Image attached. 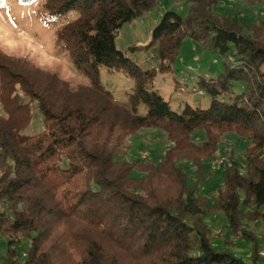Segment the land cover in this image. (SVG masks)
I'll use <instances>...</instances> for the list:
<instances>
[{
  "label": "trees",
  "instance_id": "16d2710c",
  "mask_svg": "<svg viewBox=\"0 0 264 264\" xmlns=\"http://www.w3.org/2000/svg\"><path fill=\"white\" fill-rule=\"evenodd\" d=\"M183 1L168 0L179 6ZM159 2L48 1L50 17H71L58 31L57 43L90 85L56 91L28 72L26 80H6L0 68V264L264 262L259 242L243 225L264 220V21L215 13L218 0H185V9L166 10L144 47L158 64L176 65L186 38L222 58V72L199 75L193 89L209 97V106L183 101L176 109L155 87V70L116 45L122 27ZM102 67L134 79L127 104L102 84ZM17 84L39 101L45 121L39 132L26 131L30 103H15ZM144 128H161L173 146L159 162L122 160L124 136ZM199 129L206 131L208 144H218L227 132L249 142L244 165L232 158L226 169L216 207L227 219V235L252 243L250 255L234 252L227 241L212 242L205 219L210 204L181 164L191 160L203 182L205 158L178 146ZM163 176L173 177L177 186L167 197L152 188ZM24 240L29 242L25 252L19 248Z\"/></svg>",
  "mask_w": 264,
  "mask_h": 264
},
{
  "label": "rangeland",
  "instance_id": "374dc122",
  "mask_svg": "<svg viewBox=\"0 0 264 264\" xmlns=\"http://www.w3.org/2000/svg\"><path fill=\"white\" fill-rule=\"evenodd\" d=\"M48 1L0 0V68L5 79H22V77L25 79L24 74L28 72L30 77L42 81L45 87L53 85L56 91H59L61 86L76 90L81 86L90 85L89 78L75 67L69 52L63 50L57 43L58 31L71 17H50L47 10ZM257 1L262 2L263 0H218L214 10L219 14L238 12L241 16L254 19L257 23L264 21V5ZM184 3L185 0L179 6L178 3L160 0L152 10L122 27L116 38V45L119 49L128 51L131 57L138 60L144 68L155 70L154 85L171 101L174 108L177 109L183 101L207 108L210 104L209 97L201 96L193 89L199 75L216 76L222 72V58L219 55L202 50L195 44V41L186 38L176 65L168 68L166 63L163 68L161 64H158L154 52L144 50V47L151 42L152 29L160 22L164 12L173 8L181 11L185 9ZM53 74L57 78L56 81L50 77ZM100 80L113 93L116 100L128 103L129 94L135 84L134 79L122 71L102 67ZM177 85H182L185 90L176 89ZM26 87L29 88L28 85ZM14 89H16L15 103L17 100L30 103L27 110L31 123L26 131L28 133L41 131L45 121L39 109V101L26 95L21 84L15 85ZM141 112H145L143 107ZM207 139L206 131L199 129L194 131L190 140L178 144L182 149L181 152L194 150L205 158L204 161L208 167L205 181L200 182L195 165L191 160H182L181 164L187 168L190 184L195 185L198 193L210 204L205 219L211 228L212 242L218 244L227 241L229 242L227 243L228 248L234 252L250 255L252 243L238 235L228 236L227 219L224 213L216 207L219 185H223L225 171L229 167L224 166L220 170L213 171L210 164L213 159L223 157L229 162H232V158L239 159L244 165L243 156L249 142L232 132L223 134L218 144H208ZM124 141L125 147L120 158L127 162L141 157L159 162L163 159L166 150L173 146V142L161 128L140 129L133 135L124 136ZM215 147L217 150L214 149ZM208 154L212 156L210 159L206 158ZM152 188L161 197L170 196L177 190L176 183L171 176H163L156 180ZM243 225L254 239H257L260 245L259 250H262L264 248V220L247 221ZM28 245L29 242L24 240L19 246L20 251L25 252ZM3 251L4 239L0 237V253L2 254Z\"/></svg>",
  "mask_w": 264,
  "mask_h": 264
},
{
  "label": "built area",
  "instance_id": "2783aa9c",
  "mask_svg": "<svg viewBox=\"0 0 264 264\" xmlns=\"http://www.w3.org/2000/svg\"><path fill=\"white\" fill-rule=\"evenodd\" d=\"M210 164H211V169L213 171L220 170L224 166H227V167L232 166V162H229L228 160L224 159L223 157H218L216 159H213ZM259 254L264 259V248L259 251ZM262 264H264V262Z\"/></svg>",
  "mask_w": 264,
  "mask_h": 264
}]
</instances>
